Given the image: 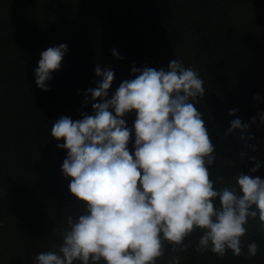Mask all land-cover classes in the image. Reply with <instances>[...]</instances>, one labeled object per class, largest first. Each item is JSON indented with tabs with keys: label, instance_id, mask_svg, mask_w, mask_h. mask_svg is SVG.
<instances>
[{
	"label": "trees",
	"instance_id": "1",
	"mask_svg": "<svg viewBox=\"0 0 264 264\" xmlns=\"http://www.w3.org/2000/svg\"><path fill=\"white\" fill-rule=\"evenodd\" d=\"M17 1L23 0L10 4ZM244 1L113 0L102 3L104 11L114 14L110 23H94L101 33L99 43L120 47L124 55L130 53L149 67L167 69L177 58L199 71L206 94L196 106L218 154L211 178L223 176L225 185L235 183L239 170L247 174L254 167L252 156L261 162L254 175L264 179V126L250 127L255 138L248 143L256 145V151L244 147L239 130L225 135L232 119L250 122L264 109V27L247 26L253 20L222 26L220 19L228 7ZM2 6L0 0V229L5 230L0 264H33L37 254L62 243L59 230L67 227L68 216L77 218L84 207L69 192L70 178L61 171L67 150L57 148L64 141L52 138L51 128L62 115L78 120L82 112L92 114L91 103L84 106L83 93L96 86V64L103 68L109 61L87 26L69 42V37L61 39L44 27L32 14L30 1L17 9ZM61 43L68 52L48 82L50 90L44 91L36 86L34 69L42 51ZM113 71L109 98L128 79ZM257 94L260 99L254 100ZM230 109L238 110L235 117L228 115ZM125 120L132 127L135 113ZM133 144L134 136L130 152ZM241 151L246 153L243 158L238 156ZM259 225L258 218L249 220L242 237L245 245L257 242L255 257H235L231 251L223 258L211 251L199 255L194 249L202 230H197L175 252L165 241V255L157 264L180 255L185 257L180 264H264V231Z\"/></svg>",
	"mask_w": 264,
	"mask_h": 264
},
{
	"label": "clouds",
	"instance_id": "2",
	"mask_svg": "<svg viewBox=\"0 0 264 264\" xmlns=\"http://www.w3.org/2000/svg\"><path fill=\"white\" fill-rule=\"evenodd\" d=\"M67 52L65 43L41 52L34 69L38 88L50 90L48 82ZM111 52L123 59L116 49ZM94 71L96 86L83 93L92 114L82 112L78 120L62 115L51 128V137L64 141L57 143L67 150L61 171L83 212L67 217V227L59 230L62 243L37 254L33 264H157L165 241L175 252L197 230H202L194 249L199 255L211 251L223 258L231 251L255 257L257 242L245 245L242 237L249 220L258 218L264 231V179L254 175L261 162L249 157L254 167L247 174L239 170L235 183L211 178L218 154L196 106L206 94L199 71L177 58L167 69L133 66V78L122 81L110 98L115 72L99 63ZM133 112L129 127L125 117ZM252 125L264 126V110L250 122L232 119L225 135L239 130L244 147L256 151L248 143L255 138ZM166 264H180V257Z\"/></svg>",
	"mask_w": 264,
	"mask_h": 264
},
{
	"label": "rangeland",
	"instance_id": "3",
	"mask_svg": "<svg viewBox=\"0 0 264 264\" xmlns=\"http://www.w3.org/2000/svg\"><path fill=\"white\" fill-rule=\"evenodd\" d=\"M29 1L32 4V14L42 21V24L48 31L51 30L61 39H68L69 37L68 41L73 42L71 38L76 35L77 30L87 26L89 28L88 35L95 42L93 43L95 46H102V50L104 51L102 52V56L109 61V65L119 75L131 79L133 78L131 73L133 66L143 67L146 65V61L139 60L130 53L124 55L122 48L106 44L102 45L97 40V36L101 37V33L95 30L94 23L102 22L104 19L107 23H110L114 14L107 10L104 11L102 3L110 5L109 3L113 2V0H23L16 3L11 2V4L10 0H3L4 6L2 8L17 9ZM220 19H222V26L231 25L237 27L245 21L253 20L247 26L264 27V0H247L237 3L228 7ZM112 49H116L123 59H116L112 55ZM157 68L159 70V67ZM4 232V229H0V238ZM179 257L180 261L185 258L184 255H180Z\"/></svg>",
	"mask_w": 264,
	"mask_h": 264
}]
</instances>
